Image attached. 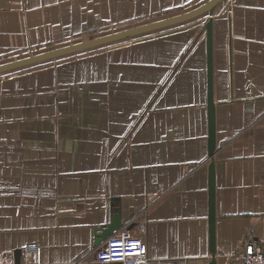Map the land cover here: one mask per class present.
I'll list each match as a JSON object with an SVG mask.
<instances>
[{
    "label": "crops",
    "instance_id": "crops-1",
    "mask_svg": "<svg viewBox=\"0 0 264 264\" xmlns=\"http://www.w3.org/2000/svg\"><path fill=\"white\" fill-rule=\"evenodd\" d=\"M209 1L0 0V62ZM209 16L0 73V251L36 243L41 264H114L95 254L129 233L151 264H238L249 239L264 246V0L213 9L212 156Z\"/></svg>",
    "mask_w": 264,
    "mask_h": 264
},
{
    "label": "water",
    "instance_id": "water-1",
    "mask_svg": "<svg viewBox=\"0 0 264 264\" xmlns=\"http://www.w3.org/2000/svg\"><path fill=\"white\" fill-rule=\"evenodd\" d=\"M222 0H210L207 4L204 6L189 12L187 14L180 15L178 17L172 18V19H165L159 22L150 23L147 25H143L141 27H137L134 29L121 31L117 33H113L104 37L88 40L85 42H81L72 46H67L64 48H60L57 50H53L50 52H46L40 55H36L33 57H28L20 61L11 62L7 64L0 65V73L9 71L12 69H15L19 66L23 65H29L38 61H42L49 58H54L57 56H61L63 54H67L70 52H76L82 49H86L89 47L102 45L114 41L121 40L123 38L147 33L156 29L164 28L167 26H171L180 22H184L187 20H191L195 17H198L200 15L205 14L206 12L210 13V18L206 24V34H207V63H208V108H209V153L212 156L215 151L216 141H215V106L213 102V86H212V41H213V18L212 13L213 9L217 4H219ZM213 170V165H211V171ZM209 188H210V225H211V243L212 246H214V222H215V212H214V176L213 171L210 175V182H209ZM119 217H117V220L115 223L109 227L103 230L104 235L109 234L112 230L117 228L119 226ZM212 251H214V248H212ZM21 256V250H18L15 252L16 261L19 262ZM212 264H215L212 262Z\"/></svg>",
    "mask_w": 264,
    "mask_h": 264
},
{
    "label": "built area",
    "instance_id": "built-area-1",
    "mask_svg": "<svg viewBox=\"0 0 264 264\" xmlns=\"http://www.w3.org/2000/svg\"><path fill=\"white\" fill-rule=\"evenodd\" d=\"M95 258L100 263L151 264L146 241L129 233L108 239L104 247L96 252ZM41 260V248L36 243L21 248L19 262L14 251H0V264H41ZM172 264L187 263L177 259ZM238 264H264V246L254 238L249 239L243 246Z\"/></svg>",
    "mask_w": 264,
    "mask_h": 264
},
{
    "label": "rangeland",
    "instance_id": "rangeland-1",
    "mask_svg": "<svg viewBox=\"0 0 264 264\" xmlns=\"http://www.w3.org/2000/svg\"><path fill=\"white\" fill-rule=\"evenodd\" d=\"M115 32H117V31H115ZM115 32H113V33H115ZM109 33H110V32H109ZM100 36H101V34H98V37H100ZM89 39H91V38H89ZM89 39H88V40H89ZM82 40L85 41L84 39H82ZM33 55H36V54H33ZM33 55H28V56H26V57L28 58V57H31V56H33ZM26 57H25V58H26ZM23 58H24V57H23ZM21 59H22V58H21ZM14 60H15V59H11V60L8 59V60H6V61H4V62H0V65H2L3 63H11V62L14 61ZM17 60H20V59H17Z\"/></svg>",
    "mask_w": 264,
    "mask_h": 264
},
{
    "label": "snow or ice",
    "instance_id": "snow-or-ice-1",
    "mask_svg": "<svg viewBox=\"0 0 264 264\" xmlns=\"http://www.w3.org/2000/svg\"><path fill=\"white\" fill-rule=\"evenodd\" d=\"M135 247V245H133Z\"/></svg>",
    "mask_w": 264,
    "mask_h": 264
}]
</instances>
